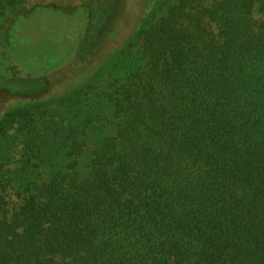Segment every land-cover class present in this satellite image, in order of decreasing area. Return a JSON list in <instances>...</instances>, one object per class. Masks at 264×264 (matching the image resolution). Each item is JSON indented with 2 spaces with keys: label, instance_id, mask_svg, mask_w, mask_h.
Returning a JSON list of instances; mask_svg holds the SVG:
<instances>
[{
  "label": "trees",
  "instance_id": "obj_1",
  "mask_svg": "<svg viewBox=\"0 0 264 264\" xmlns=\"http://www.w3.org/2000/svg\"><path fill=\"white\" fill-rule=\"evenodd\" d=\"M163 2L123 76L86 96L105 135L50 125L21 203L0 194V264H264V0Z\"/></svg>",
  "mask_w": 264,
  "mask_h": 264
},
{
  "label": "rangeland",
  "instance_id": "obj_2",
  "mask_svg": "<svg viewBox=\"0 0 264 264\" xmlns=\"http://www.w3.org/2000/svg\"><path fill=\"white\" fill-rule=\"evenodd\" d=\"M164 8L163 0H17L12 7L0 0V121L18 108L43 111L35 126L16 120L0 132V194L11 207L21 203L28 159L34 165L48 156L41 147L50 125L88 121L91 134L105 135L109 114L86 96L97 100L123 76L126 51ZM90 159L86 153L83 164ZM51 163L38 170L44 178L59 170V161Z\"/></svg>",
  "mask_w": 264,
  "mask_h": 264
}]
</instances>
